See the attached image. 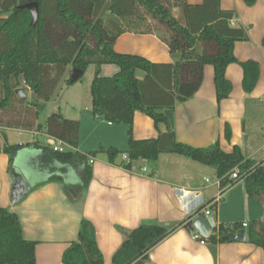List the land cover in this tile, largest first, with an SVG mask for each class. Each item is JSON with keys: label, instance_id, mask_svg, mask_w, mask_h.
<instances>
[{"label": "trees", "instance_id": "obj_1", "mask_svg": "<svg viewBox=\"0 0 264 264\" xmlns=\"http://www.w3.org/2000/svg\"><path fill=\"white\" fill-rule=\"evenodd\" d=\"M243 1L248 7L256 3V0ZM31 2L38 5L35 22L28 10L18 8ZM174 9L180 10L183 24L173 17ZM233 16V12L220 9L219 0H203L198 6L188 5L186 0H0V136L3 139L0 152L10 157L11 164L20 151L30 153L45 176L44 182L62 183L67 196L74 200L68 187L79 190L87 187L91 179L89 157L96 155L75 151L79 123L58 114L46 118L45 135L70 148L63 153L50 151L36 142L8 145L4 130L37 129L41 103L52 97L67 68L70 66L84 74L93 65L95 71L90 85L93 114L102 121L128 127V162L122 165L124 169L129 170L137 160L155 161L162 153L176 154L213 168L221 188L237 183L230 178L232 172L244 175L246 194L264 205L262 163L248 159L238 146L230 153L222 151L218 143L193 148L177 142L174 134V107L197 91L205 65L213 68L217 102L229 97L231 84L225 78V70L237 63L234 44L248 39L244 28L229 26ZM126 32L157 36L178 59L172 64H154L140 56L116 53L113 44ZM105 65L116 66L118 72L111 77H100L99 70ZM239 65L243 73L242 89L249 94L259 77L258 64L247 61ZM137 72L144 74L141 81L137 79ZM70 75L66 80L68 86L81 79L72 83ZM20 88L31 93L30 100L16 96L15 91ZM135 112L149 117L156 128L164 125L165 132L159 133L155 140H133ZM252 116L261 126L264 104L247 100L245 118ZM225 138H230L228 127ZM258 141L263 142L260 138ZM106 153L111 161L120 154L114 148ZM72 167L82 171L79 185H71ZM215 208L213 205L210 210ZM200 211L195 216L201 215ZM190 219L170 229L149 223L139 225L114 253L112 264H143L148 252L177 227L191 231ZM234 227L235 231L243 229L240 224ZM245 229L247 241L264 251V220L251 221ZM213 231L217 237L199 240L212 244L230 242L226 238L227 228L219 226ZM36 245L23 238L17 215L0 208V264H37ZM61 261L62 264H103L95 231L88 221H81L77 238L62 253Z\"/></svg>", "mask_w": 264, "mask_h": 264}, {"label": "crops", "instance_id": "obj_2", "mask_svg": "<svg viewBox=\"0 0 264 264\" xmlns=\"http://www.w3.org/2000/svg\"><path fill=\"white\" fill-rule=\"evenodd\" d=\"M186 3L198 6L203 0H186ZM219 6L223 11L234 13L229 26L244 28L248 38L234 44L233 55L237 63L225 70L231 93L228 98L217 102L213 68L205 65L197 91L189 100L174 107L175 139L193 148L218 143L225 153L238 146L248 159L263 164L264 160L258 161L257 157L264 154V143L259 144L258 141L259 138L264 141V122L259 126L255 116L245 118V102L253 100L264 104V0H256L251 7L243 0H219ZM172 15L183 24L180 10L174 9ZM113 50L119 54L143 57L154 64H172L178 59L177 54L171 55L168 47L152 34L123 33L115 40ZM247 61L259 65L256 86L249 94L242 89L243 73L239 65ZM109 66L113 65L100 68V77H111L118 72L115 66L114 71L108 72L111 74H103ZM70 70L68 67L62 81L66 82ZM136 76L141 81L144 74L137 72ZM81 108L75 118L54 113L79 123L77 153H96L89 157L91 179L87 187L81 190L68 187L74 200L67 196L62 183L55 180L44 182L45 176L30 153L20 151L11 164L10 157L0 152V208L16 214L23 238L37 243V264H62V253L76 240L83 219L93 226L103 264H112L114 253L139 225L149 223L170 229L190 217H196V212L199 209L202 212L203 207L206 208L221 192L220 180L213 168L176 154L162 153L155 161L137 160L129 170L124 169L123 156L128 150L127 125L111 124L96 117L92 111L90 90ZM226 127L230 130L229 140L225 138ZM165 130L164 125L156 128L143 113H134L133 140H155ZM29 133L37 135L34 130H4L8 145L36 142L52 151L46 145L44 131L43 140L31 138L24 143L12 140L15 134ZM2 144L0 136V147ZM110 148L120 153L113 161L106 153ZM69 149L67 147L66 151ZM72 170L69 176L71 185H79L82 171L76 167ZM19 180L25 181L27 189L23 197L13 203V187ZM215 205V210H210L206 217L211 227L209 218L213 217V229L234 224L247 227L251 221L264 220V205L248 197L243 182L224 190ZM222 210L237 212L240 218L225 217ZM195 233L193 228L188 231L177 227L148 252L143 264H264V251L247 241V231L243 242L217 244L201 243L193 239Z\"/></svg>", "mask_w": 264, "mask_h": 264}, {"label": "rangeland", "instance_id": "obj_3", "mask_svg": "<svg viewBox=\"0 0 264 264\" xmlns=\"http://www.w3.org/2000/svg\"><path fill=\"white\" fill-rule=\"evenodd\" d=\"M70 67V66H69ZM259 67V65H258ZM115 66H109L106 70H104L103 74H107L108 72L114 71ZM67 71V70H66ZM94 66L91 65L87 68L83 76L79 81H77L75 84L68 86L66 82L60 81L54 91V95L51 99H49L46 102H42L41 105L43 106L42 110L39 112V115L36 120V124L38 128L34 127L32 130L37 132V135H34V133L29 134H22L21 136H17V134H13V142H27L30 141L31 138L43 140L42 132L44 131V124L46 121V118L54 113H61L67 118H75L77 117L79 110L81 108V105L83 106L85 102V98L89 93L90 85L94 76ZM66 73V72H65ZM68 78L70 75V71L67 73ZM111 74V73H108ZM65 76V74H64ZM63 76V77H64ZM26 95L28 96V100L31 98V93L29 91L26 92ZM74 108V109H73ZM84 108V107H83ZM81 108V111L83 110ZM76 110V111H75ZM264 143V141H263ZM258 161L264 160V154H260L257 157ZM26 162V161H25ZM262 169L264 173V162L262 164ZM34 177V176H33ZM36 180V179H35ZM222 214L225 217H234V218H240L239 213L228 211V210H222ZM211 225L214 227L215 222L213 217L209 218Z\"/></svg>", "mask_w": 264, "mask_h": 264}, {"label": "water", "instance_id": "obj_4", "mask_svg": "<svg viewBox=\"0 0 264 264\" xmlns=\"http://www.w3.org/2000/svg\"><path fill=\"white\" fill-rule=\"evenodd\" d=\"M19 9H26L30 12L32 21L35 22L37 19L38 5L36 2L27 3L18 7ZM83 76V72L78 69H72L70 75V81L76 82ZM16 96L21 100H26L27 95L24 88L17 89L15 91ZM98 117V115H96ZM27 189L25 181L19 180L15 182L12 193V202L20 200L24 195V190ZM192 228L197 232L198 236L202 239H208L209 237H215L216 233L212 230L209 222L202 216H196L190 220ZM226 238L233 242H243L246 240V230L241 229L236 233H228Z\"/></svg>", "mask_w": 264, "mask_h": 264}, {"label": "built area", "instance_id": "obj_5", "mask_svg": "<svg viewBox=\"0 0 264 264\" xmlns=\"http://www.w3.org/2000/svg\"><path fill=\"white\" fill-rule=\"evenodd\" d=\"M46 145H47L48 147H50V149H51L53 152H57V153H63V152L66 151V148H67V145H65V144H64L63 142H61L60 140H56V139L51 138V137H48V136H47V138H46ZM123 162H125V163L128 162V159H127V157H126L125 155L123 156ZM244 177H245L244 175L239 176V175L237 174V171H234V172H232L230 178H231L234 182H243ZM218 185H219V188H220V191H221V192L219 193V195L217 196V198H216L215 200L211 201V202L206 206V208L201 212L202 217H204V218H206L207 216H209L211 206L215 205V204L220 200V195H221V193H222L224 190L230 188L233 184L230 183V184H228L227 186H225L224 188H221V187H220V181H219V182H218ZM199 216H201V215H199ZM240 227H241V228H245L246 225H245V224H240ZM211 228H212V230H213V227H211ZM227 229H228L229 233H236V232H235V227H234V225H230V226H228ZM193 239H195V240H197V241H200L199 239H202V238H200V237L198 236L197 232H196V233L193 235ZM200 242H201V243H204L203 241H200Z\"/></svg>", "mask_w": 264, "mask_h": 264}]
</instances>
